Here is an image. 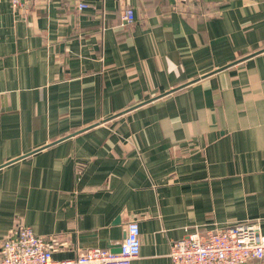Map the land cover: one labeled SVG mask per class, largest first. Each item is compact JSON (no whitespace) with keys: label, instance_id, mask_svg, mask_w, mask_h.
I'll return each instance as SVG.
<instances>
[{"label":"crops","instance_id":"crops-1","mask_svg":"<svg viewBox=\"0 0 264 264\" xmlns=\"http://www.w3.org/2000/svg\"><path fill=\"white\" fill-rule=\"evenodd\" d=\"M131 221V264L216 223L264 234V0H0V249L26 226L74 264Z\"/></svg>","mask_w":264,"mask_h":264},{"label":"built area","instance_id":"built-area-1","mask_svg":"<svg viewBox=\"0 0 264 264\" xmlns=\"http://www.w3.org/2000/svg\"><path fill=\"white\" fill-rule=\"evenodd\" d=\"M12 7L19 8L25 0H9ZM186 3L188 0H175ZM81 9L86 4L79 5ZM126 22L135 20L133 9L123 14ZM140 225L131 221L126 228V238L121 252L92 249L81 253L74 264H131L141 254ZM55 237L37 236L26 226L18 227L3 242L0 249V264H54L53 254L59 250ZM169 257L172 264H248L264 261V234L257 224H243L212 229H196L186 238L171 244Z\"/></svg>","mask_w":264,"mask_h":264},{"label":"water","instance_id":"water-1","mask_svg":"<svg viewBox=\"0 0 264 264\" xmlns=\"http://www.w3.org/2000/svg\"><path fill=\"white\" fill-rule=\"evenodd\" d=\"M172 1H173V2H176L175 0H172ZM255 54H256V53H255ZM244 60H245V59L239 60V61H237V62H235V63H233V64H231V65H229V66H227V67H223V68H221V69H219V70H216L214 73L222 72V71L226 70L227 68H229L230 66L236 65V64H238L239 62L244 61ZM214 73H212V74H214ZM206 77H207V76H204V77H202V78H200V79H196V80H194V81H192V82H190V83H187L186 85H183V86H181V87H179V88L173 89V90L170 91L169 93H166L165 95H162V96H160V97H157L156 99H159V98L164 97V96H166V95L172 94V93H174V92H176V91H178V90H180V89H182V88H185V87L190 86V85H192V84H194V83H197V82H199L200 80L205 79ZM156 99H152V100H149V101H147V102H144V103L140 104L139 106L134 107V108L129 109V110H134V109H136V108H138V107H140V106H143V105L149 104V103L153 102V101L156 100ZM129 110H128V111H129ZM120 252H121V244H120V245H117V246L113 245V246L111 247V253H113V254H118V253H120Z\"/></svg>","mask_w":264,"mask_h":264}]
</instances>
